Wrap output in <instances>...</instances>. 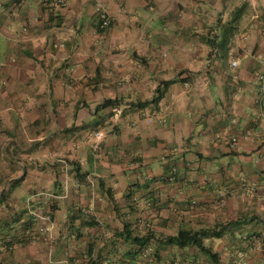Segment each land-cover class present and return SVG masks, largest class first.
<instances>
[{
    "label": "crops",
    "instance_id": "obj_1",
    "mask_svg": "<svg viewBox=\"0 0 264 264\" xmlns=\"http://www.w3.org/2000/svg\"><path fill=\"white\" fill-rule=\"evenodd\" d=\"M0 4V264H264V0Z\"/></svg>",
    "mask_w": 264,
    "mask_h": 264
},
{
    "label": "trees",
    "instance_id": "obj_2",
    "mask_svg": "<svg viewBox=\"0 0 264 264\" xmlns=\"http://www.w3.org/2000/svg\"><path fill=\"white\" fill-rule=\"evenodd\" d=\"M236 20L237 17H234L227 22L221 23V29L219 31L215 30L212 37H209L207 35L205 36V43L210 47V52H213L216 49L220 50V46H225L230 41V39L233 37V31L236 27ZM163 85L167 86V83H163ZM161 98L162 95L157 90L156 95L153 97L150 103L156 105ZM116 104V101L107 100L100 106V108L106 109ZM145 105L146 103L139 104V106L141 107H144ZM226 228L227 225H223L221 227H219V225H214L209 227H202L195 230H180L175 236L171 235L163 238V242L167 245H175L181 249L187 247H195L205 257H207V259L210 260L211 263L217 264L219 256L216 253H213L210 247L205 246L204 240L209 238H221ZM132 241L139 244L149 241V238L134 237L132 238Z\"/></svg>",
    "mask_w": 264,
    "mask_h": 264
},
{
    "label": "built area",
    "instance_id": "obj_3",
    "mask_svg": "<svg viewBox=\"0 0 264 264\" xmlns=\"http://www.w3.org/2000/svg\"><path fill=\"white\" fill-rule=\"evenodd\" d=\"M46 2L50 7H55V6L63 7L66 4V0H46ZM0 10H3V6L1 4H0ZM94 12L96 14L98 28L101 30L109 29L111 26V17L109 16L106 9H104L103 6H101L99 3H96L94 6ZM234 64L235 63H233L232 65L234 66ZM121 109L122 108H117V112L120 113ZM46 219H48V217H46ZM48 238L49 241L52 243L53 242L52 235H49Z\"/></svg>",
    "mask_w": 264,
    "mask_h": 264
},
{
    "label": "rangeland",
    "instance_id": "obj_4",
    "mask_svg": "<svg viewBox=\"0 0 264 264\" xmlns=\"http://www.w3.org/2000/svg\"><path fill=\"white\" fill-rule=\"evenodd\" d=\"M112 22V21H111ZM26 193V192H25ZM30 205H28V207H29ZM28 209V208H27ZM22 212V211H21ZM24 260H26V259H24L23 257H21L20 258V263L21 264H26V262L24 261Z\"/></svg>",
    "mask_w": 264,
    "mask_h": 264
}]
</instances>
